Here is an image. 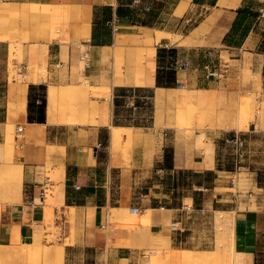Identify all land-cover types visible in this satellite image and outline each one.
Masks as SVG:
<instances>
[{"label":"crops","instance_id":"crops-1","mask_svg":"<svg viewBox=\"0 0 264 264\" xmlns=\"http://www.w3.org/2000/svg\"><path fill=\"white\" fill-rule=\"evenodd\" d=\"M123 1L0 0L6 6L0 7V16L9 13L12 19L21 15L31 19L30 14L36 15L26 40L20 44L22 60L12 61L19 68L18 76L24 77L22 80L11 77L9 72L13 41L0 40V51L2 47L4 51L0 60V169L9 165L0 172L6 181L5 198L0 202L1 245L11 244L13 239L31 243L35 233L45 229L46 210H51L53 223L65 241L67 263L68 250H76L82 254L81 264H124L130 261L133 252L127 246L109 245L107 234L102 232L105 210L145 207L151 214L149 234L161 236L163 244L168 242L167 237L171 242L178 240L177 233L170 230L165 220L169 216L175 218L168 212L184 209L185 197L181 206L174 208H167L171 200L164 199L167 193L179 189L180 175L190 174L192 180H187L186 186L199 191L198 195L202 193L197 205L203 209L198 211L215 208L228 196L241 200L242 195L225 192L234 184L236 173L243 170L258 176L259 169L251 159L256 152L248 146L247 137L243 138L247 132L234 128L205 131L206 144L212 146L206 154L182 139L173 126H168L171 114L167 110L173 101L168 100L167 94L160 102L157 97L161 88L168 93L174 87L158 86L157 76L173 72L174 84L200 99L215 96L232 103L243 96L246 89L240 72L223 61L222 48L241 53L243 49L257 50L263 44L264 33H255L254 29L237 47L226 45L225 38L243 18L258 12L261 15L254 17V21L264 18V0H139V3L131 0L130 4ZM159 2H164L163 9L169 11L165 22L158 9ZM258 3H263L262 8L255 7ZM147 5L151 6L149 12L144 11ZM127 6L132 12H140L141 21H146L120 16L118 9ZM50 15L66 16L62 34L55 38L49 34L40 36L45 26L42 21L48 23ZM82 47L88 50L85 61L80 57ZM209 50H214L226 65L221 80L204 77L203 67L211 62ZM237 54H229L231 62L240 61L231 58ZM39 57L47 64L45 77L29 68ZM183 60L190 63L187 69L178 68ZM80 62L83 69L74 72ZM257 70L263 83L264 62ZM82 80L96 94L90 95L81 106H70L66 112L58 109L57 120L50 122L49 87L80 86ZM43 99L44 109L39 106ZM72 116L73 120L67 123ZM19 127L22 137L16 136ZM113 128L132 131L135 140L128 156L113 148L110 137ZM9 132H13L12 153L7 152ZM249 133V138L264 136L263 130L252 125ZM235 134L244 140L241 157H235L226 142ZM59 169H62L59 180L47 177L48 171L54 175ZM47 182L61 192L60 200L49 205L45 204ZM186 199L196 205L193 197ZM232 211L235 250L250 254L252 264H264V197L256 209L248 201L245 208ZM182 233L183 229L179 233L180 242ZM122 236L129 234L122 231Z\"/></svg>","mask_w":264,"mask_h":264},{"label":"rangeland","instance_id":"rangeland-1","mask_svg":"<svg viewBox=\"0 0 264 264\" xmlns=\"http://www.w3.org/2000/svg\"><path fill=\"white\" fill-rule=\"evenodd\" d=\"M123 3H128V1L124 0ZM158 4L159 11H162V21L165 22L166 19H163L168 17V8L167 10L163 9L165 5L164 2H159ZM262 5L263 3H258L255 7L262 8ZM166 6L168 7V5ZM0 7L6 6L1 3ZM136 13L133 12L134 18L141 19L139 16L140 12ZM260 15L261 13L258 12L252 17L249 16L248 19L243 18L238 27L236 26L234 30L230 31L225 38V44L237 47L243 42L251 29H254L255 33H264V18L261 17L257 23L254 21V17H259ZM30 16L31 19H28L27 15H21L20 17L18 16V18L15 17V19H12L9 13L0 16V40L5 38L13 41L10 48V76H15L18 80H22V77L18 76L17 71H19V68L14 66L12 61L13 59L22 60V49L20 44L26 40L29 27L33 25V17L36 15L33 16L30 14ZM50 16L51 19L48 22L49 24L42 18V22L45 26H43L44 30H41L40 36L49 34V36L55 38L62 34L64 19L63 17ZM155 17H157V14ZM43 27L40 26V29H43ZM188 28L189 27H187L186 30ZM263 44L259 45L257 50L246 51L243 49L241 53L238 50L229 49L227 47L222 48V50H224L222 54L223 61L228 64L230 63L231 67H236V70L240 72V78H242L244 88L246 89V91L242 93L243 96H239L238 99L232 103L223 102L215 98V96H206L200 99V97L193 98L190 96L185 88L186 100L179 103L184 104V107L181 105L178 106L177 102H174L177 103L174 105L172 102V106L167 110V112L171 114L168 118V126H173L182 139L194 144L196 149L202 150L206 154L209 153L212 146L206 144L207 137L204 135L205 131L234 128L239 132H247V136H243V138L247 137L246 139L249 141L248 146L252 152H256V155H253L251 159L253 165L259 169L258 176H251L250 174H246L243 170L236 173L233 176L234 184H230V189L225 190V192H228L227 194H240L242 195L241 200H236L228 196L224 198L222 201L223 203L216 204L215 208L209 207L208 210L198 211L197 209H203V207L197 205L201 203L202 193L198 195V193L200 194L199 191H193L190 186H186L187 180L188 182L192 180L190 174L180 175L179 189L175 190L172 194L167 193L168 197L164 200H171L167 208H174L178 207V205L181 206V199L185 197L182 204L184 209L168 212L169 215L172 213L175 218L171 219L169 216V218L165 220V224L169 228L174 220L181 223L180 226L183 229L182 242H180L179 232L175 234L178 240H172L171 242V239L167 237L168 242L162 244V237H152L149 234V227L143 224L139 225L137 228L134 227L124 230L122 225L126 221L125 219H127V221H135L138 217L136 221H140L148 214L145 207L141 208L139 212L140 215L132 214L129 210L120 208L117 210L116 218L113 220L111 218V208L105 210V222L102 232L107 234L109 245L127 246L133 252L130 261H125L124 264H224L220 257L222 252L219 251H223V247H227V242L231 235L234 234L232 224L235 220V215L232 210L245 208L248 201L252 203V208L256 209V204L260 203L261 199L264 197V190L259 189V187H264V136L252 135L250 138L248 137L251 125L253 127L256 126L257 130L264 131V80L262 83L261 76L257 70L259 65L264 62V57L262 56L264 53ZM232 53H238L237 55L231 56V58H237L240 59V61L231 62L229 54ZM3 58L4 51L2 47L0 51V60H3ZM35 60L36 64H30L29 68H34L37 73L45 77L47 75L46 62L43 61L41 57ZM82 69L83 63L80 62L79 69L74 68V72ZM177 86L179 85H175V87ZM58 91L60 93L69 94L67 97H62V99L58 101L57 107L63 112L69 110L70 106H81V103L85 104L90 95L94 96L96 94L94 90L87 87L83 80L80 86H67L58 89ZM191 98L194 101L197 98L198 100L192 103ZM225 123L227 124L224 125ZM132 135V133L129 136L126 135L125 138L117 144L120 146L117 148L115 146L116 150L120 151L123 156H128L134 145L133 141L135 139ZM12 136L13 132H9L6 140L7 152L10 153H12L15 148ZM128 138L129 140H126ZM8 166L9 165H4L3 168L0 169V172H3ZM46 175L50 180H59L62 177V169L56 171L54 175L51 171H48ZM181 182H183V184ZM5 184V177L0 173V202H3L5 198L3 191ZM53 185L54 184H51V182H47L45 186L46 205L53 204L61 198L59 187L54 188ZM186 197H193L197 206H193L191 203L192 201L186 199ZM222 209H228L229 212H221ZM160 211L167 212L165 210ZM45 225V229H40L41 231L35 233L31 243H19L13 239L11 244H0V264H81L83 259L82 254L76 250H68V263L65 261L66 255L63 248L65 241L63 240L62 234H60V229L53 223L50 210H46ZM122 231L128 232L129 237L124 238L122 236ZM110 239L112 241L114 240V242L111 243ZM71 242L74 243V240ZM177 250L183 251V253L179 254L180 258L177 260L171 259L170 257L175 254ZM143 255H146V258H143ZM229 264H231V261Z\"/></svg>","mask_w":264,"mask_h":264},{"label":"bare ground","instance_id":"bare-ground-1","mask_svg":"<svg viewBox=\"0 0 264 264\" xmlns=\"http://www.w3.org/2000/svg\"><path fill=\"white\" fill-rule=\"evenodd\" d=\"M57 9V8H55ZM59 9V7H58ZM61 9H62V6H61ZM60 9V10H61ZM66 9V8H64ZM63 9V10H64ZM59 10V11H60ZM65 11V10H64ZM61 14V13H59ZM57 15V14H56ZM59 16H62V15H59ZM65 16V15H64ZM63 16V17H64ZM66 17V16H65ZM53 33V32H52ZM11 54V52H10ZM14 55V54H13ZM149 59V58H148ZM145 61V60H144ZM147 62V61H146ZM152 63H153V60H152ZM151 65V64H150ZM146 72V71H145ZM23 78V77H22ZM147 80V79H146ZM27 81V80H26ZM60 89V88H59ZM160 89V88H159ZM165 90V89H164ZM161 90L159 91L158 93V97H157V100L160 102L164 99V94H167V98L169 101H173V102H177L178 103V106H182L184 107V104H179V103H182L186 100V90L185 88H183L182 86H179V87H174V88H170V90H168V93H165V91ZM69 94L67 93H60L58 91V89L56 87H49L48 89V93H47V103H48V107H47V115H48V120L50 122H55L57 120V116H56V113H57V110H58V100L59 99H62V97H67ZM194 98V97H193ZM197 100V99H196ZM195 100V101H196ZM192 98H191V102H195ZM177 103H174V105H176ZM245 103V102H244ZM82 104V103H81ZM157 111V110H156ZM157 115V113H156ZM62 119V118H61ZM73 120V116L72 117H69L68 118V122H71ZM64 124V123H63ZM183 124V123H182ZM47 125V124H46ZM61 125V124H60ZM190 126V125H189ZM228 126V125H227ZM226 126V127H227ZM225 127V126H224ZM131 128V127H130ZM133 128V127H132ZM132 130V129H131ZM111 142H112V145H113V148L116 146L119 147L120 145H117L121 140H123L125 138L126 135H130L131 132L129 130V128L125 129V128H113L111 130ZM130 133V134H129ZM130 138V137H129ZM126 139V140H129ZM132 139V138H131ZM130 139V140H131ZM51 207V206H50ZM74 208V207H73ZM72 210V209H71ZM117 208H111V218L112 220L116 218V215H117ZM51 211V210H50ZM149 211L150 210H147L148 214L143 218L141 219L140 221H136L138 219V215L136 216L137 219H135V221H127V219H125L126 221L123 223L122 227L124 230H128V229H132V228H137L139 225H146L148 227H150L151 223H150V215H149ZM143 212V210H142ZM126 214V213H125ZM139 214V213H138ZM146 214V212H145ZM140 215V214H139ZM142 215V214H141ZM130 217V216H128ZM141 217V216H140ZM235 226V220L233 221V224H232V229L234 230V227ZM177 252V253H176ZM219 252H222V255H220L221 257V261L222 263H226V264H229L230 261H231V264H252V256L250 254H246V253H242V252H238L235 250V247H234V234L231 235L229 241L227 242V247L224 248L223 247V251H219ZM180 253H183V251L181 250H177L175 251V254H173L170 258L173 259V260H177L180 258L179 254ZM168 258V257H167ZM166 258V259H167Z\"/></svg>","mask_w":264,"mask_h":264},{"label":"built area","instance_id":"built-area-1","mask_svg":"<svg viewBox=\"0 0 264 264\" xmlns=\"http://www.w3.org/2000/svg\"><path fill=\"white\" fill-rule=\"evenodd\" d=\"M134 3H139V0H134ZM150 9H151L150 5H147L144 7L145 11H149ZM74 44H78V42H75ZM87 51L88 50H86L84 47H82L81 52H80V57L83 61H85L88 58V52ZM207 55L211 59V62L203 67L204 77L207 79H213V80L223 79L225 77L226 65L223 64L220 57H217L214 50H209L207 52ZM189 65H190V63L188 60H183L178 64V68L187 69L189 67ZM16 136L22 137V128L21 127L16 129ZM226 142L230 145V148L234 151L235 157H241L242 156V150L244 147V140L242 139L241 136H239L238 134H235L234 136L227 138ZM140 210L141 209L138 206H133L129 209L130 213H132V214H138L140 212ZM170 230L174 233L182 232L180 222L174 220L170 224ZM142 257L146 258V255H143ZM129 264H131V263H129Z\"/></svg>","mask_w":264,"mask_h":264},{"label":"trees","instance_id":"trees-1","mask_svg":"<svg viewBox=\"0 0 264 264\" xmlns=\"http://www.w3.org/2000/svg\"><path fill=\"white\" fill-rule=\"evenodd\" d=\"M127 1H128V4L131 3V0H127ZM118 14L120 16H128L130 18H133V21H140V22H143V23L146 21V19L144 21H141V19L134 18L132 9L129 6L119 8L118 9ZM147 20H149V19H147ZM157 85L158 86H163V87H175L176 84H174L173 72L168 71L165 74L164 73H162V74L159 73L158 76H157ZM45 105H46V100L43 99L39 106H40V108L44 109Z\"/></svg>","mask_w":264,"mask_h":264}]
</instances>
